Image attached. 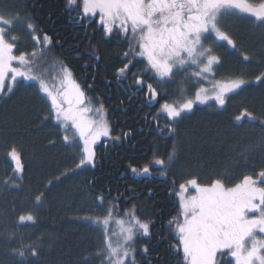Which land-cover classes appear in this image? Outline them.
<instances>
[{"label":"trees","instance_id":"trees-1","mask_svg":"<svg viewBox=\"0 0 264 264\" xmlns=\"http://www.w3.org/2000/svg\"><path fill=\"white\" fill-rule=\"evenodd\" d=\"M13 2L39 33L52 37L55 55L70 65L85 95L104 105L113 138L95 146V168L86 167L57 182V177L78 162L77 141H62L60 129L51 121L48 101L38 93L36 83L20 80L10 95L0 99V264H20L18 258L7 255L15 244L2 238V234L14 231L31 232L43 239L39 256L29 258L27 264H101V258L93 253L99 251L102 227L80 219L94 213L90 181H94L92 188L111 190L106 202L116 204V216L122 217L124 208L137 205V215L142 220L155 222L151 235L135 241L137 264H185L183 254L175 247V225L168 223L179 213L174 194L179 183L192 177L202 184L220 178L231 187L243 175L264 168V130L258 123L264 120V82L255 81V76L264 70V24L250 17L225 19L222 29L235 40L236 49L226 42L212 43L209 37L207 45L222 58L216 77H241L250 83L231 94L224 109L214 104L197 105L175 125L177 133L172 139H166L169 133L165 131L162 137L160 130L168 122L165 114L158 113L159 103L149 102L146 90L133 83V73L144 64L138 61L122 79L115 75L116 68L126 62L122 53L128 50V43L122 34L103 36L94 19L78 14L80 1L75 2L77 11L68 6L69 0ZM20 40L23 44L18 50L29 52V36L24 33ZM93 49L98 51L94 53ZM243 55L250 59L244 61ZM194 85L177 75L174 83L165 84L161 90L167 92L170 102L177 103L185 88L193 89ZM244 109L252 112L257 121L233 123ZM10 144L21 150L24 163L18 189L11 187L13 165L7 157ZM174 147L178 148V157L166 177L161 174L165 170L159 167L151 168L150 179L131 172L132 167L139 171L154 155L170 153ZM248 148L252 151L243 156ZM48 181L53 183L36 213L39 222L13 228L16 217L30 211L28 198L32 190ZM117 196L118 200L112 199ZM145 246L146 253L142 251Z\"/></svg>","mask_w":264,"mask_h":264},{"label":"snow or ice","instance_id":"snow-or-ice-1","mask_svg":"<svg viewBox=\"0 0 264 264\" xmlns=\"http://www.w3.org/2000/svg\"><path fill=\"white\" fill-rule=\"evenodd\" d=\"M79 6L83 18L98 17L93 23L100 26L103 36L111 37L114 32H119L128 43V50L122 53L126 62L116 68V76L122 79L138 61L144 64L133 73V83L146 90L145 97L149 102L159 103L158 113L166 114L167 127L160 130L162 137L165 131L169 133L166 139H172L177 133L175 125L197 105L214 104L224 109L230 95L250 83L241 77L216 79V69L222 65V58L210 44L206 46V41L211 37L212 43L226 42L230 48L236 49L235 40L222 29L224 14L237 10L264 24V0H258V3H250L249 0H81ZM26 19L29 18L21 15L13 0H0V88L11 87L17 78L37 82L38 93L45 94L50 100L53 119L60 122L65 132L73 133L71 136L65 134L62 141L65 144L79 142L78 162L57 177L58 182L86 167L95 168V146L102 137H110V125L103 118V106L95 110L87 106L85 91L74 78L70 65L61 63L58 73L52 77L53 80L59 78L55 93L43 78L44 74L36 73V61L46 55L45 49L50 51L53 41L47 33H39L30 19L25 27L33 49L30 54L27 51L14 54L20 42L14 29ZM38 47L40 51L36 50ZM96 51L98 49H93L94 53ZM242 59L248 61L250 57L243 55ZM13 62H18L19 67L13 66ZM192 68L196 70L189 72ZM180 72L189 78L194 76L201 86L195 87L194 93L183 97L181 102H170L167 92L161 89L165 84L174 83ZM9 75L11 82L6 81ZM255 81L264 82V70L255 76ZM205 84L211 87H205ZM245 119L257 121L252 112L244 109L233 123L238 124ZM258 123L264 130V120ZM239 146L237 143L236 147ZM7 157L13 165L14 182L11 187L18 189L24 172L22 152L15 144H10ZM177 157L178 148L174 147L170 153L154 155L139 171L136 167L130 170L142 175L150 174L152 167H159L165 170L161 174L166 177ZM175 182L173 179L172 183ZM52 183L48 181L32 190L28 198L31 209L16 217L12 222L13 228L39 222L36 213ZM92 184L94 181L89 182V191L94 193L92 204L99 213L80 219L97 227L103 226L99 251L93 255L101 258V264H137L131 244L140 233L151 235L155 222L142 220L137 215V205L124 208L122 216L127 220H116L121 230L119 238L114 241L117 233L110 232L108 224L113 219L116 204H105L111 190L92 188ZM259 185H264V168L258 173L243 175L231 187H227L220 178L202 184L192 177L179 183L174 193L179 213L168 223L175 225L178 235L175 247L177 251L182 249L185 264H219L217 257L221 254L230 256L235 264H264V186ZM189 186L195 189V194L187 195ZM112 199L118 200L119 196ZM258 233L262 235L258 236ZM2 238L9 244H15L9 247L7 255L18 258L20 264H27L29 258L38 257L43 245L42 237L31 232L4 233ZM142 251L146 253L147 246Z\"/></svg>","mask_w":264,"mask_h":264},{"label":"rangeland","instance_id":"rangeland-1","mask_svg":"<svg viewBox=\"0 0 264 264\" xmlns=\"http://www.w3.org/2000/svg\"><path fill=\"white\" fill-rule=\"evenodd\" d=\"M77 1H80L81 2V0H72V2L71 3H68V6L70 7V8H75L76 9V11H77V7L76 6H78L75 2H77ZM249 2L250 3H254L252 0H249ZM78 3V2H77ZM258 3V2H257ZM71 4V5H70ZM78 14L79 15H81L82 16V13H81V11L79 12L78 11ZM232 17H250V18H252L253 20H254V22L255 23H261L260 21H258V20H256L255 18H253V17H251L250 15H247V14H244V13H241V12H239V11H237V10H229L228 12H226L225 14H224V18H223V20H222V22L225 20V19H227V18H232ZM28 18V17H27ZM89 18H91V19H98V17H92V16H89ZM27 22H29V19H26V20H24V21H22L20 24H18L17 26H16V28L14 29V32H15V34L16 35H18L19 37L21 36V35H23L24 33L25 34H27L28 36H29V38H30V34H29V32L27 31V29H26V27H25V24L27 23ZM31 22V21H30ZM115 33V32H114ZM11 34V33H10ZM129 36H131V33H129ZM30 43L32 44V42H31V40H30ZM29 43V44H30ZM20 44H23V42H21V40H20V42H19V44L17 45V49H16V51L14 52V54H16V55H18L19 54V50H18V48H20L19 47V45ZM22 46V45H21ZM31 46V45H30ZM206 46H207V43H206ZM23 47L25 48L26 47V43L23 45ZM32 49H33V44H32V48L29 50V54L31 53V51H32ZM37 51H40L41 49L38 47L37 49H36ZM21 51H26V50H22L21 49ZM45 52H46V55L44 56V57H42V58H40L38 61H36V63H35V65H34V67H35V69H36V73H43L44 74V79L46 80V82L49 84V86L50 87H52L53 88V91H54V93H55V87L59 84V78L57 77L55 80H53L52 79V77H55L56 76V74L58 73V71H59V65L61 64V63H65L64 61H62L61 59H59L56 55H55V53H54V51H53V49H52V47H51V49H50V51L49 50H47V49H45ZM13 66H15V67H19V64H18V62H13ZM196 69L195 68H192V69H189L188 71L189 72H194ZM36 73H34V74H36ZM178 75H181V76H183V77H186L185 75H184V72H180ZM73 76H74V74H73ZM74 78H75V76H74ZM188 80H191V81H193L194 83H195V85H194V88L193 89H189V88H185V90H184V92H182V96H181V99H180V101H178L177 103H179V102H181V100H182V98L183 97H186V96H190L191 94H193L194 93V91H195V87H199V86H201V85H199V84H197L196 83V78L194 77V76H192V77H186ZM76 79V78H75ZM216 79H218L217 77H216ZM232 79V78H231ZM20 80H23V78H17V80L14 82V83H12V86L11 87H8L7 85L5 86V87H3V88H0V99L2 98V97H5V96H8V95H10L12 92H13V90H14V87H15V85L16 84H18L17 82L18 81H20ZM225 80H228V79H225ZM6 81H9V82H11V76L9 75L8 77H6ZM23 81H25V80H23ZM77 81V80H76ZM27 83H30V82H32V83H36L37 84V87H38V83L37 82H34V81H26ZM78 82V81H77ZM79 83V82H78ZM80 84V83H79ZM81 85V84H80ZM205 87H211V85H209V84H205L204 85ZM82 87V86H81ZM83 89V88H82ZM211 94V93H210ZM43 96H45V98L47 99V106H48V110H49V112H50V114H51V121L53 122V124H55L59 129H60V131H61V133H62V135L64 136L65 134H67V135H69V136H71V135H73V133H72V131H67V132H65V130H64V127L60 124V122H58V121H56V120H54L53 119V116H54V113H52V111H51V103H50V100L47 98V96L45 95V94H42ZM85 97H86V101H87V106H89V107H91L93 110H95V109H98V108H101V106H103L102 107V115H103V118L109 123V121H108V119H107V112H106V109H105V107H104V105H102L101 103H98V104H96L95 102H93L91 99H89L86 95H85ZM166 115V114H165ZM95 118H99V117H95ZM112 135H111V131H110V137L109 138H101V140H103V139H109V140H112ZM101 140L100 141H98L97 142V144L98 143H100L101 142ZM79 142L77 141V143L76 144H78ZM96 144V145H97ZM74 146V145H73ZM249 151H252L250 148H248V149H246L245 151H244V154H243V156L244 155H247L248 153H249ZM259 186H264V185H259ZM228 187V186H227ZM177 190H178V188H177ZM193 194H195V189L194 188H192L191 186H189V191H188V193H187V195H193ZM176 201H177V204H178V206H179V203H178V199H177V197H176ZM109 202H106L105 201V204L107 205ZM93 211H94V213H87L86 214V216H96L98 213H99V210L98 209H96L95 207L93 208ZM120 218H123V219H125V220H127V218L126 217H119V216H116L115 215V212H114V214H113V219L109 222V224H108V229H109V231L110 232H114V233H117V236H115L114 237V241L116 240V239H118L119 238V236H118V234L120 233V230H121V226L119 225V224H117L116 223V220L117 219H120ZM181 220L183 219L182 217H179ZM101 227H103V226H101ZM174 234H175V236H176V238L178 239V235L176 234V232H175V227H174ZM258 236L259 235H262V234H257ZM140 236H144L142 233H140V234H138L137 236H136V238L133 240V242H132V244H131V247L133 248V249H135V241H136V239L138 238V237H140ZM179 251H181V253L183 254V252H182V249L181 250H179ZM184 258V257H183ZM217 259H218V262H219V264H235V261L230 257V256H228L227 254H221V255H218V257H217ZM185 261V260H184Z\"/></svg>","mask_w":264,"mask_h":264},{"label":"water","instance_id":"water-1","mask_svg":"<svg viewBox=\"0 0 264 264\" xmlns=\"http://www.w3.org/2000/svg\"><path fill=\"white\" fill-rule=\"evenodd\" d=\"M142 176H143L144 178H148L150 175H149V174H142Z\"/></svg>","mask_w":264,"mask_h":264},{"label":"flooded vegetation","instance_id":"flooded-vegetation-1","mask_svg":"<svg viewBox=\"0 0 264 264\" xmlns=\"http://www.w3.org/2000/svg\"><path fill=\"white\" fill-rule=\"evenodd\" d=\"M136 178H137V180L141 181V179H139L138 176H136ZM143 178H144V177H143ZM146 179H150V176H149L148 178H146Z\"/></svg>","mask_w":264,"mask_h":264},{"label":"bare ground","instance_id":"bare-ground-1","mask_svg":"<svg viewBox=\"0 0 264 264\" xmlns=\"http://www.w3.org/2000/svg\"><path fill=\"white\" fill-rule=\"evenodd\" d=\"M150 175V174H149Z\"/></svg>","mask_w":264,"mask_h":264}]
</instances>
